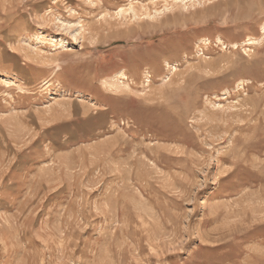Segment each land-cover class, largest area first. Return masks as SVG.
<instances>
[{"label": "rangeland", "instance_id": "1", "mask_svg": "<svg viewBox=\"0 0 264 264\" xmlns=\"http://www.w3.org/2000/svg\"><path fill=\"white\" fill-rule=\"evenodd\" d=\"M185 1L0 0V264H264V0Z\"/></svg>", "mask_w": 264, "mask_h": 264}, {"label": "bare ground", "instance_id": "2", "mask_svg": "<svg viewBox=\"0 0 264 264\" xmlns=\"http://www.w3.org/2000/svg\"><path fill=\"white\" fill-rule=\"evenodd\" d=\"M175 1H176V2H180L181 5H183L184 7H186V6L188 5L187 1H185V0H174V2H175ZM189 1H191V0H189ZM188 6H189V5H188ZM142 7H143V5H142ZM147 7H148V6H147ZM171 7H173V6H171ZM184 7H183V8H184ZM140 8H141V7H140ZM187 8H188V7H187ZM142 9H143V8H142ZM163 9H164V8H163ZM165 9L168 10V9H169V6L166 5V6H165ZM165 9H164V10H165ZM129 10H130V11H129ZM144 10H145V9H144ZM144 10H143V11H144ZM166 10H165V11H166ZM128 11H129V12H132L134 18L137 19V21H135V23L133 24V26H134V27H135V26H138V28H140V27H141V24H143V23H140V21H139L141 17L139 18L138 14H137V11H138V10L136 11L132 6H130V8L126 9L125 11H121L119 14H125V13L128 12ZM145 11L148 12L147 9H146ZM165 11H164V12H165ZM129 12H128V13H129ZM139 12H140V11H138V13H139ZM160 12H162V11L158 10V11H156V14H154V15L158 16V14H159ZM141 14H142V13H141ZM144 14H145V13H144ZM117 15H118V14H117ZM129 15H130V14H129ZM139 15H140V14H139ZM145 15H146V14H145ZM145 15H144V16H145ZM159 16H160V15H159ZM111 17H112V16H111ZM118 17H119V16H118ZM128 17H129V16H128ZM147 17H151V14H147ZM153 17H155V16H152V18H153ZM120 18H121V17H120ZM134 18H133V19H134ZM126 19H127V18H126ZM133 19H132V20H133ZM109 22H110V21H109ZM104 23H106V22H104ZM101 25H102V24H101ZM109 25H114V23H111V22H110ZM125 25H126V24H125ZM133 26H132V27H133ZM89 38H90V37H89ZM66 43H67V42H66L65 40H63V41H61L60 44H62V46H66ZM118 76H121L122 79H126V78H127V75H126V74H123V73H122V74H119ZM113 78H114V77H113ZM116 78H117V77H116ZM113 80H115V79H113ZM114 82H115V81H114ZM114 82H107V83H108L110 86H112V87L115 86V87H116V90H120L121 88H120V86H118L119 84L117 85V84H115ZM237 88H238V87H237ZM242 105H243V104H242ZM229 107H230V106H229ZM232 107H233V106H232ZM217 108H218V107H217ZM235 108H236V107H235ZM238 108H239V107H238ZM224 109L226 110V108H224ZM227 110H229V108H228ZM230 110H231V108H230ZM230 112H232V111H230ZM241 112H242V111H241ZM237 115H238V114H237ZM239 116H240V115H239ZM227 117H228V116H227ZM227 117H226V118H227ZM243 117H244V116H243ZM226 118H225V119H226ZM230 118H231V117H230ZM232 118H233V117H232ZM236 118H237V117H236ZM225 119H224V120H225ZM224 120H223V121H224ZM228 120L231 121V119H228ZM230 126H231V125H230ZM224 132H225V131H224ZM232 213H233V212H232ZM153 233H154V232H153ZM158 252H159V251H158Z\"/></svg>", "mask_w": 264, "mask_h": 264}]
</instances>
